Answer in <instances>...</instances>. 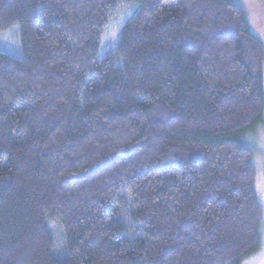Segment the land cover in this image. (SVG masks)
<instances>
[{"label":"trees","instance_id":"1","mask_svg":"<svg viewBox=\"0 0 264 264\" xmlns=\"http://www.w3.org/2000/svg\"><path fill=\"white\" fill-rule=\"evenodd\" d=\"M122 8L134 11L100 57ZM15 25L22 58L0 54V264L258 252L249 137L264 124V46L236 0H0V33Z\"/></svg>","mask_w":264,"mask_h":264},{"label":"rangeland","instance_id":"2","mask_svg":"<svg viewBox=\"0 0 264 264\" xmlns=\"http://www.w3.org/2000/svg\"><path fill=\"white\" fill-rule=\"evenodd\" d=\"M243 9L245 19L248 22L250 31L257 37L264 46V0H236ZM133 8H122L113 21L109 23L100 41V57L113 52L120 38V31L127 23ZM0 54H4L16 59L22 58L21 41L19 27L13 26L7 31L0 33ZM263 89H264V62H263ZM262 129L252 131L249 143L254 147V165L256 171V185L262 195L263 217L260 227V247L258 252L247 258L242 264H264V124ZM252 138V139H251ZM47 230L54 242L53 256L58 261H63L65 255V237L59 223H48Z\"/></svg>","mask_w":264,"mask_h":264}]
</instances>
